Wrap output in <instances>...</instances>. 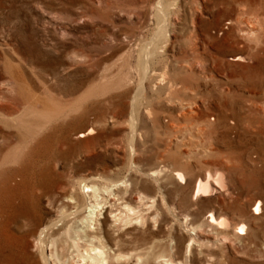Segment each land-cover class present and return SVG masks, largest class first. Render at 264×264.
I'll return each instance as SVG.
<instances>
[{"label":"rangeland","instance_id":"1","mask_svg":"<svg viewBox=\"0 0 264 264\" xmlns=\"http://www.w3.org/2000/svg\"><path fill=\"white\" fill-rule=\"evenodd\" d=\"M159 1L0 0L6 264L41 263L26 233L84 183L129 207L110 228L142 255L126 264H264V0H162V20ZM161 26L143 79L139 52ZM222 169L227 190L195 198Z\"/></svg>","mask_w":264,"mask_h":264},{"label":"bare ground","instance_id":"2","mask_svg":"<svg viewBox=\"0 0 264 264\" xmlns=\"http://www.w3.org/2000/svg\"><path fill=\"white\" fill-rule=\"evenodd\" d=\"M162 2L163 1L161 0L158 3L157 15L159 20H162L163 18ZM234 10V15L239 13V9L236 8ZM228 19L230 22H233L232 16L229 15ZM236 20L237 18L235 21ZM165 29L164 26H161L156 33V37L152 38V40H150L139 52L138 65L142 72L143 79L147 77L148 72L152 69L153 61L157 55V38H161L165 35ZM229 36L235 37V35L232 34ZM243 57L244 54L238 53V55L234 56V59L242 60L244 59ZM153 73L157 74L156 71H153ZM162 78H159L158 81L163 80ZM173 84L174 82L170 80L168 87H172ZM91 130L92 129L90 128L86 133L80 132L78 136L83 137L86 134H90ZM224 173L223 169L216 172L215 175H212L208 171L203 178L198 177L199 179H197V183L193 189V195L195 198H198L199 195L206 196L211 194L216 187L220 191L227 190L228 184L226 180L228 179V176L231 175H228L225 180L224 177L226 176H224ZM175 175L180 180L185 179L182 172L177 171L175 172ZM97 193H99L97 187L84 183L80 192L70 196V201L72 203L65 205L64 211L61 210L60 213L51 218L45 224L40 223L39 225H36L38 222L33 221L35 222V225L29 229L26 236L31 240L34 250L37 251L41 261L40 264H126L127 260L132 256H137L136 260L142 259L141 254L137 253L134 255L132 253L125 254L123 252L122 249L124 242L122 243L121 241V234L116 238L111 236L110 228L112 222L117 221V228H120L123 221H125V217L123 216V213L125 212L124 210L129 207H126V204L123 205L122 202H119L116 199L118 198L115 197V195H117L116 193L110 192L107 196L101 197V200H98L99 197L97 198ZM251 204L253 213H259L260 200L253 199ZM103 208H105L104 211H102ZM101 214H103V216ZM109 214L112 216V219H109ZM207 221L215 223L217 221L220 225L223 224L225 226L229 224L226 217L217 220L212 211L209 212ZM231 223L233 224L232 226L235 227L234 229H236V232L244 233L245 224L242 222L239 223L238 221L234 222L233 220H231ZM3 229L4 223L1 219L0 264H6L8 256L6 251H4L5 243L1 239ZM154 245H156L155 241L150 242L149 249L146 252L147 256H154V252L152 251ZM26 259L27 264H39L33 253L28 252ZM123 260H125V262H122ZM145 261L147 262L148 259Z\"/></svg>","mask_w":264,"mask_h":264}]
</instances>
